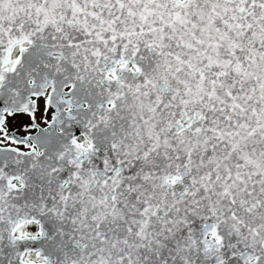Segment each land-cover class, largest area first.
<instances>
[{"label":"snow or ice","instance_id":"snow-or-ice-1","mask_svg":"<svg viewBox=\"0 0 264 264\" xmlns=\"http://www.w3.org/2000/svg\"><path fill=\"white\" fill-rule=\"evenodd\" d=\"M0 264H264V0H0Z\"/></svg>","mask_w":264,"mask_h":264}]
</instances>
